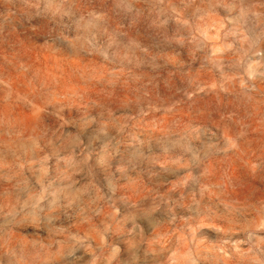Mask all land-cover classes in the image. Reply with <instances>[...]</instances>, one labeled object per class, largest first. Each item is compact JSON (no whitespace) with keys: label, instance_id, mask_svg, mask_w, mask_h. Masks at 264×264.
Returning <instances> with one entry per match:
<instances>
[{"label":"rangeland","instance_id":"obj_1","mask_svg":"<svg viewBox=\"0 0 264 264\" xmlns=\"http://www.w3.org/2000/svg\"><path fill=\"white\" fill-rule=\"evenodd\" d=\"M0 264H264V0H0Z\"/></svg>","mask_w":264,"mask_h":264}]
</instances>
